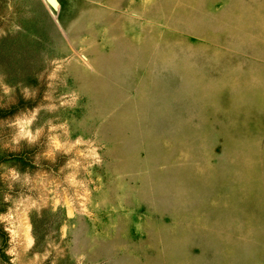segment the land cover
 Returning a JSON list of instances; mask_svg holds the SVG:
<instances>
[{"label":"rangeland","instance_id":"374dc122","mask_svg":"<svg viewBox=\"0 0 264 264\" xmlns=\"http://www.w3.org/2000/svg\"><path fill=\"white\" fill-rule=\"evenodd\" d=\"M0 264H264V0H0Z\"/></svg>","mask_w":264,"mask_h":264}]
</instances>
